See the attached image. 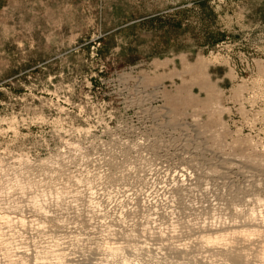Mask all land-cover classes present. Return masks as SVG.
<instances>
[{"label":"rangeland","instance_id":"1","mask_svg":"<svg viewBox=\"0 0 264 264\" xmlns=\"http://www.w3.org/2000/svg\"><path fill=\"white\" fill-rule=\"evenodd\" d=\"M263 246L264 0H0V264Z\"/></svg>","mask_w":264,"mask_h":264},{"label":"bare ground","instance_id":"2","mask_svg":"<svg viewBox=\"0 0 264 264\" xmlns=\"http://www.w3.org/2000/svg\"><path fill=\"white\" fill-rule=\"evenodd\" d=\"M216 58V57H215ZM213 60V59H212ZM214 61V60H213ZM210 63H212V61L210 62ZM205 67V66H204ZM197 70L199 69V73L202 75V69H203V67L202 66H200L199 68H196ZM196 73V72H195ZM196 75H197V73H196ZM203 76V75H202ZM196 77V76H195ZM196 78H198L199 79V77H196ZM203 79V78H202ZM202 81V80H201ZM208 82V81H207ZM207 82H206V84H207ZM205 84V85H206ZM183 85H186L187 86V84H183ZM207 86H209V84H207L206 85V87ZM242 87V86H241ZM184 88V87H183ZM210 88V87H209ZM209 97V96H208ZM185 101H189L190 102V99H186ZM201 104V103H200ZM213 104V103H212ZM218 106V105H217ZM214 108V107H213ZM6 219V218H5ZM9 221V220H8ZM7 221V222H8ZM33 222V221H32ZM200 231H202V232H200V234L201 233H203V232H206V234L205 235H203L204 237H207V241L208 242H214V241H216V240H218V239H220V238H223V235L225 234L224 232V230L223 229H216V228H212V227H207V228H203L202 230H200ZM224 231V232H223ZM247 232V231H246ZM232 233V232H231ZM239 233V232H238ZM201 235V236H202ZM245 236V235H244ZM226 237V236H225ZM229 237V236H228ZM129 238V237H128ZM203 238V237H202ZM225 242V241H224ZM264 247V246H263ZM49 251V250H48ZM44 253V252H43ZM46 253V252H45ZM48 253V252H47ZM53 254V253H52ZM60 254V253H59ZM63 253L61 252V255H62ZM264 254V253H263ZM55 255H56V253H55ZM60 255V256H61ZM64 255V254H63ZM45 256V255H44ZM48 257V256H47ZM46 257V258H47ZM52 257L54 258V255H52ZM56 257H57V255H56ZM239 257V256H238ZM65 258V257H64ZM44 259V258H43ZM237 259V258H236ZM61 260V259H60ZM62 261H64V260H62ZM61 261V262H62ZM42 262V261H41ZM60 262V263H61Z\"/></svg>","mask_w":264,"mask_h":264}]
</instances>
